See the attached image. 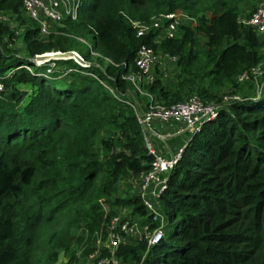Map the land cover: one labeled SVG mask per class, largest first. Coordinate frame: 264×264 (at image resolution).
I'll return each mask as SVG.
<instances>
[{
	"label": "trees",
	"instance_id": "obj_1",
	"mask_svg": "<svg viewBox=\"0 0 264 264\" xmlns=\"http://www.w3.org/2000/svg\"><path fill=\"white\" fill-rule=\"evenodd\" d=\"M24 1L0 0V264H56L75 244L88 255L116 207L147 213L137 194L116 198L121 180L139 178L153 157L133 108L103 84L133 88L124 77L138 74L144 44L178 58L174 86L159 77L143 85L156 101L238 98L183 144L160 199L162 239L120 246V264H264V34L239 20L242 6L262 0H82L78 18L46 37ZM164 12L196 21L177 38L137 35L130 20L151 23ZM6 14L26 25L24 48L15 47ZM71 51L93 64L37 61ZM258 66V81H239ZM253 83L258 88L244 89ZM106 130L116 137L103 142L102 159L97 141Z\"/></svg>",
	"mask_w": 264,
	"mask_h": 264
},
{
	"label": "built area",
	"instance_id": "obj_2",
	"mask_svg": "<svg viewBox=\"0 0 264 264\" xmlns=\"http://www.w3.org/2000/svg\"><path fill=\"white\" fill-rule=\"evenodd\" d=\"M81 5L82 0L24 1L26 13L37 22L43 37L52 32L50 30L52 25H61L65 19L76 20ZM193 19L185 12H164L154 17L151 23L138 20L130 21L140 37L148 35L152 31H160L157 39L160 41L163 37H179L184 23L186 21L193 22ZM239 20L242 24L252 27L258 34H264V4L258 6L250 16H240ZM81 41L86 42L83 39ZM57 53L71 55V58L84 66L93 64L77 51ZM92 54L94 58L99 56L97 52H92ZM163 55L169 62L177 64L178 58L176 56H171L168 53H163ZM159 62L160 54L158 51L144 44L139 48L137 55L138 74L124 77L131 81L133 88L124 90L106 81L103 82L113 96L120 100L126 98L127 103L133 108L144 134L147 153L153 157V160L151 167L138 178L137 195L147 213L144 215L133 214L134 207L129 206L124 209L128 218L123 216L124 213L117 212L113 215L110 222L107 223L106 237L97 242L96 250L87 256L86 264H120V258L117 254L120 246L129 244L132 239L141 240L144 237L151 246L162 239L166 219L161 209L160 199L167 189L170 173L181 159L184 146L181 145L175 151H167L166 149V153L165 150L155 145L153 140L167 142L170 138L183 137L187 143L194 134L201 130L206 121L218 116V110L222 104L238 98V95H232L225 97L222 102H215L205 101L200 96L193 95L172 105L158 102L151 94L144 91L143 85L153 83L157 79L156 68ZM262 74L263 69L258 66L252 72L241 75L239 81L245 82L252 78L258 81ZM108 77L115 80L113 77ZM0 89H3L1 78ZM138 94L148 96L149 100L145 108H142ZM160 127H166V129L162 131ZM122 212L123 210H121ZM149 218L150 220L145 222ZM158 223L159 225L156 226L155 224ZM152 226L154 227L152 228ZM72 264L81 263L75 261Z\"/></svg>",
	"mask_w": 264,
	"mask_h": 264
},
{
	"label": "rangeland",
	"instance_id": "obj_3",
	"mask_svg": "<svg viewBox=\"0 0 264 264\" xmlns=\"http://www.w3.org/2000/svg\"><path fill=\"white\" fill-rule=\"evenodd\" d=\"M264 4V0L257 2V4H247L242 6V14L240 16H250L254 10L257 9L258 6ZM27 16V14H26ZM188 16H192L189 15ZM194 16V15H193ZM28 17V16H27ZM192 18V17H191ZM4 20L7 24H9L11 26V28L15 31L16 34V45L15 47L20 48H24V43H23V32L25 30L26 25H24L23 23H21V21H17V17L16 16H12V15H4ZM193 20L196 21V19L194 18ZM191 22L186 21L184 24H190ZM62 25H57L54 24L51 26V31L56 30L57 28H60ZM92 36L89 35L88 39L89 41L91 40ZM83 46H86V42H82ZM160 54V62L158 67L156 68V74L157 77H159L162 82L165 84V86H167L168 88L171 86H174L175 83H177V74L179 72V68L178 66H176V64H173L171 62H169L163 55L162 51L158 52ZM254 88H258L257 83H253V84H246L244 86V89L247 91H253ZM233 94H230V92H223L219 99L221 98H225L227 96H232ZM140 103L142 105V108L146 106L149 98H146L145 95H141L139 97ZM114 137H116V135L112 132L109 131H102L99 139L97 141V151L100 154L101 158L105 159L106 158V153H105V147L103 142L105 140H110L113 139ZM182 138V142H185L183 137H179ZM153 143H155V145H158V147L162 150H165L166 152V143L165 142H161L159 140H153ZM169 146H168V150H169ZM171 150V149H170ZM167 153V152H166ZM137 189H138V177L135 176H131V177H126L124 179L121 180L120 184H119V188L118 191L116 193V198H129V197H133L137 194ZM112 203L114 205H116L115 203V198H112ZM109 206H111V204H109ZM118 206V205H116ZM118 210L121 209L123 210V212L121 213V210H119L118 212L120 214L124 213V217L128 218V214L125 213L126 211H124L125 207H116ZM130 216V214H129ZM76 234H82L81 229H79L78 231H76ZM132 241H134V239H132ZM74 247L77 249L76 251L74 249H71V251H67L66 249L62 250V254L60 256V259L58 260V262L56 264H70V258L73 259V262L77 261L80 262L81 264H86V259L87 256L89 255H84L85 252V246L81 247L79 245H74ZM45 264V262H44Z\"/></svg>",
	"mask_w": 264,
	"mask_h": 264
},
{
	"label": "crops",
	"instance_id": "obj_4",
	"mask_svg": "<svg viewBox=\"0 0 264 264\" xmlns=\"http://www.w3.org/2000/svg\"><path fill=\"white\" fill-rule=\"evenodd\" d=\"M160 129L163 131V129H166V127H160ZM182 138H179V137H176V138H170L167 140L166 143V148H167V151H169L171 149V151H175L177 150V148H179L181 145L185 144V142H182ZM168 146H169V150H168Z\"/></svg>",
	"mask_w": 264,
	"mask_h": 264
},
{
	"label": "water",
	"instance_id": "obj_5",
	"mask_svg": "<svg viewBox=\"0 0 264 264\" xmlns=\"http://www.w3.org/2000/svg\"><path fill=\"white\" fill-rule=\"evenodd\" d=\"M71 54V53H70ZM62 58H71V55H62L59 53H47L43 54L41 56L37 57V61H51V60H57V59H62Z\"/></svg>",
	"mask_w": 264,
	"mask_h": 264
}]
</instances>
